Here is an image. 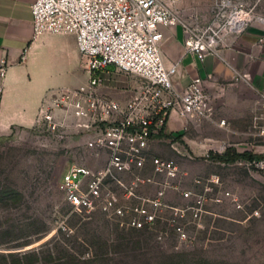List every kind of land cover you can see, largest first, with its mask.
Returning <instances> with one entry per match:
<instances>
[{"label": "rangeland", "instance_id": "374dc122", "mask_svg": "<svg viewBox=\"0 0 264 264\" xmlns=\"http://www.w3.org/2000/svg\"><path fill=\"white\" fill-rule=\"evenodd\" d=\"M214 2L189 0L201 24ZM243 2L253 9L251 22L264 20V0ZM84 63L81 56L66 86L88 82ZM107 76L102 94L121 95L124 103L139 96L137 78L115 70ZM59 120L66 129L54 133L34 126L0 131V264H264V136L210 143L223 152L238 141L253 143L263 160L253 164L196 155L179 132L155 140L143 168L102 177L101 196L87 211L68 202L61 176L73 164L104 168L107 152L89 146L92 131L79 129L75 114ZM257 123L264 126V114ZM154 157L173 160L176 175L155 174ZM254 210L259 215L251 216Z\"/></svg>", "mask_w": 264, "mask_h": 264}, {"label": "built area", "instance_id": "2783aa9c", "mask_svg": "<svg viewBox=\"0 0 264 264\" xmlns=\"http://www.w3.org/2000/svg\"><path fill=\"white\" fill-rule=\"evenodd\" d=\"M175 1L178 0L170 3L164 0H35L31 6L34 35L72 34L90 73L86 84L47 90L38 108L35 130L44 127L53 133L65 130L59 117L68 118L73 113L80 120L79 129L92 131L89 146L107 152L106 166L102 169L73 164L62 174L59 188L74 207L94 209V201L101 196L104 175L143 168L151 142L175 135L167 129L174 111L184 119L192 115L213 119V95L207 89V79L197 75L186 87H181L180 62L166 63L161 28L181 24L187 35V52L203 61L208 55L218 54L220 44H225L228 36L248 27L253 20V9L243 0H215L211 17L203 25L199 18L183 20L172 6ZM7 67V61L2 60L1 76ZM111 69L137 78L141 84L139 96L124 103L102 94L100 90L110 82L107 74ZM3 91L0 85V107ZM261 98L263 110L264 92ZM262 117L260 113L255 119L251 132L254 136H264V126L257 123ZM220 123L225 124V120ZM244 161L263 162L262 159L237 162ZM152 165L155 174L176 175L173 160L154 157ZM224 196L232 197V194L226 192ZM224 196L216 200L221 202ZM197 203L202 205V199ZM153 204L158 206L161 202L156 200ZM108 205L111 202L105 207ZM257 215L259 210H254L251 216ZM147 218L149 221L153 216ZM133 224L143 227L144 223L134 220Z\"/></svg>", "mask_w": 264, "mask_h": 264}, {"label": "crops", "instance_id": "0c3cea01", "mask_svg": "<svg viewBox=\"0 0 264 264\" xmlns=\"http://www.w3.org/2000/svg\"><path fill=\"white\" fill-rule=\"evenodd\" d=\"M34 2L0 0V62L6 60L8 64L5 75H0V85L4 88L0 107L3 133L12 126H34L44 94L49 89L66 86L76 73L81 57L72 34L34 35L31 10ZM172 6L183 20L199 18L198 13L192 14L189 0L175 1ZM162 32L166 63L180 62L181 87H186L197 75L206 78L216 112L212 120H204L194 115L184 119L174 111L167 129L182 134L196 155L222 154V150L210 143L228 142L230 135L250 134L252 130L246 128L251 124L253 127L256 117L264 114L259 104L264 92V20L250 22L242 32L228 36L227 42L220 44L219 53L208 55L203 61L187 52V35L181 24L163 27ZM116 97L121 95L113 98ZM220 119L225 120L227 126L219 123ZM238 126L241 129H236ZM244 144L238 141L234 148L257 154L253 143Z\"/></svg>", "mask_w": 264, "mask_h": 264}, {"label": "trees", "instance_id": "16d2710c", "mask_svg": "<svg viewBox=\"0 0 264 264\" xmlns=\"http://www.w3.org/2000/svg\"><path fill=\"white\" fill-rule=\"evenodd\" d=\"M210 155L211 156L213 155L215 159H218L226 163H233L239 160L253 161L256 159H261V155L255 154L251 151L239 152L234 147L226 148V150L222 154H219V153L213 154V152H211Z\"/></svg>", "mask_w": 264, "mask_h": 264}]
</instances>
